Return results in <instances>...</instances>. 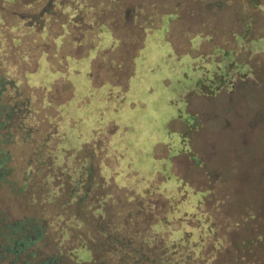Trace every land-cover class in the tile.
Instances as JSON below:
<instances>
[{"label": "rangeland", "instance_id": "rangeland-1", "mask_svg": "<svg viewBox=\"0 0 264 264\" xmlns=\"http://www.w3.org/2000/svg\"><path fill=\"white\" fill-rule=\"evenodd\" d=\"M48 1L0 0V73L23 98L30 97L43 128L61 121L62 145H72L61 149L62 159L70 156L74 164L87 156L93 173L102 166L131 164L145 177L169 166L190 185L211 189L212 197L229 202L224 210L234 222L244 208L254 211L255 220L249 227L240 224L235 238L264 237V0H55L54 6L69 8L63 15L54 6L45 9ZM60 21L71 24L68 37L74 42L63 53L81 64L73 65L69 56L53 58L51 71L65 72L54 82L46 55L39 53L51 47L41 42L45 31L52 36L58 30L48 23ZM103 24L117 40L100 53L111 51L113 59L131 68L125 79L117 74L119 66L108 67L110 82L119 86L106 95L103 89H84L89 84L79 72L72 74L104 36ZM54 41L59 46L61 38ZM233 62L248 69L242 78L229 75ZM15 64L20 66L14 73ZM26 71V80L17 78ZM223 78L213 96L201 93L213 91ZM92 81L96 85L97 78ZM49 84L57 103V94L68 97L70 86L77 92L59 111L53 109L55 117L40 109L41 90ZM116 92L123 93L120 102L107 95ZM83 98L87 103L79 104ZM9 99L6 91L2 103ZM28 151L25 144L13 145L14 164ZM254 247L255 258L264 262V245Z\"/></svg>", "mask_w": 264, "mask_h": 264}, {"label": "trees", "instance_id": "trees-1", "mask_svg": "<svg viewBox=\"0 0 264 264\" xmlns=\"http://www.w3.org/2000/svg\"><path fill=\"white\" fill-rule=\"evenodd\" d=\"M39 69L37 61L32 73ZM246 70L233 62L229 75L242 78ZM79 76L88 83L86 74ZM224 82L201 93L213 96ZM6 91L10 99L2 103ZM107 95L117 102L123 97ZM37 113L0 73V264H264L254 254V246L264 245L261 234L235 238L240 224L255 220L254 211L244 208L234 222L225 214L229 202L190 185L169 166L145 177L131 164L93 173L87 156L65 161L61 149L72 145H62L61 121L46 129ZM17 142L29 151L15 165L10 148Z\"/></svg>", "mask_w": 264, "mask_h": 264}, {"label": "flooded vegetation", "instance_id": "flooded-vegetation-1", "mask_svg": "<svg viewBox=\"0 0 264 264\" xmlns=\"http://www.w3.org/2000/svg\"><path fill=\"white\" fill-rule=\"evenodd\" d=\"M54 1L55 0L48 1L45 4V9L54 6ZM72 6L76 7V5H72ZM68 9L64 10L63 5H61V6L55 5L54 6V11L60 12L61 15H63V13H66ZM47 13L48 12H45L44 10L41 12L42 16L47 15ZM48 25L50 27H53V25H55L56 29H58V30H56V33L54 35H52L53 37L51 35H49V30L45 31L46 32V38H45V40L44 39L41 40V42H44V41L47 43L50 42L51 43V45H50L51 51L47 46H45L44 47L45 49H43V51H41L39 53V56L42 54L46 55V57H47L46 60L48 62V67H49L48 71H49L51 77H53L54 82H57L59 79H61V76H65V74H64L65 72L62 75H61V70L52 72L51 68H50V62H51V60H53V58L56 59L58 57V59H59V56L62 59H65L66 58L65 56H69L72 59L73 56L69 55V53H67L66 55L63 53V51H65V49H63V48L65 46H67V44L72 45V43H74V42H73V38L70 39L68 37L69 32L71 31V28H70L71 24H69L68 22H64V21L53 22L52 24L48 23ZM102 26L104 27L103 28L104 29L103 30L104 36H101L102 39L101 38L96 39L95 40L96 43L91 46V48L87 51V53L82 58V59L88 61V74H89V80H88V84H89L88 88L89 89H88V91H90V92L93 90L97 91L99 89H103V90H105L104 91V93H105V92H107V90L111 91V89H115L116 87L119 86L118 82H114V83L110 82V76L112 75L111 74L112 72L108 71L107 69H108V67H109V69H111V65H114L115 67L119 66L118 69H116L117 74L120 76H123V78H125V79L127 78L126 77L127 72H130V69H131V68L129 69V67H127L126 65H122L121 62H118L115 59H113V54L111 51L108 52L109 54H106V52L100 53L101 51L111 50V47H113V45H114V41L117 40L116 37L112 36V33L110 32V30L105 29L106 24H103ZM47 28H48V26H47ZM47 36H48V38H47ZM57 37L61 38V42H60L59 46H57L55 41H54ZM39 39H41V38H39ZM132 57H135V55H132L131 58ZM100 58H105V60L101 59L100 63L97 64V59H100ZM73 60L76 61L79 59L74 57ZM95 61H96V65L93 64V63H95ZM65 69H67V68H65ZM48 71H47V73H48ZM75 74H76V72H75ZM48 77H49V75H48ZM92 78H93V80H95V78H97L96 85L92 84L93 83ZM117 89H119V88H117ZM124 89L126 90V88H124ZM124 89H120L119 91L125 92ZM68 91L70 92V95H68V97L62 96V98H61L60 93H58L57 96L54 98V100L59 101V102L58 103L54 102L51 98V95L53 94L54 91H52V84H49L48 89L46 88V89L41 90V101H40L41 107H40V109H42V111H46V113H45L46 115H49V112H50L51 117H55V115L58 114V111L55 112V115H54L52 113L53 109H55V108L57 109L59 106L62 107L63 103H65V101H68L71 99V97H72L71 92L73 91L72 86H70ZM29 99H30V97H29ZM59 118L60 117H58V119Z\"/></svg>", "mask_w": 264, "mask_h": 264}, {"label": "crops", "instance_id": "crops-1", "mask_svg": "<svg viewBox=\"0 0 264 264\" xmlns=\"http://www.w3.org/2000/svg\"><path fill=\"white\" fill-rule=\"evenodd\" d=\"M70 60L72 61V64L75 65V66H77L78 63L81 64V62H74V60L71 59V58H70ZM65 62H66V65H67L68 60H66ZM85 64H86V66H85ZM67 69H68V67H67ZM67 69H65V71H66ZM70 69H71V68H70ZM76 71H77V72H76ZM75 72H76V73L79 72L80 74H86V76L88 77V75H89V74H88V61L85 60L84 64H82L80 68H78V69H76L75 71H73L72 74H73V73L75 74ZM74 74H73V75H74ZM88 80H89V79H88ZM72 88H73V87H72ZM72 90H73V92H74V89H72ZM88 93H89V92H88ZM85 97H86V96H85ZM84 103H87L86 98H83L82 102H81V101L79 102V104H84Z\"/></svg>", "mask_w": 264, "mask_h": 264}]
</instances>
